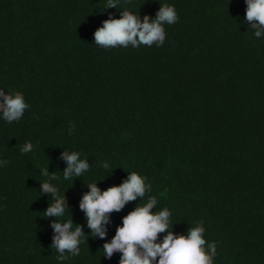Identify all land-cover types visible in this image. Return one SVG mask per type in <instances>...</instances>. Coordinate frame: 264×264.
I'll list each match as a JSON object with an SVG mask.
<instances>
[{
    "label": "trees",
    "instance_id": "1",
    "mask_svg": "<svg viewBox=\"0 0 264 264\" xmlns=\"http://www.w3.org/2000/svg\"><path fill=\"white\" fill-rule=\"evenodd\" d=\"M106 4L0 0V89L30 105L11 124L0 113V264H119L121 253L108 259L103 245L149 196L153 212L171 211L174 234L203 220L214 264H264V36L246 22L245 0ZM165 4L179 20L164 25L162 46L95 44L109 15L154 19ZM26 142L33 150L22 153ZM63 151L79 152L89 170L65 180ZM45 168L65 198L62 217H44L54 202L40 191ZM133 171L151 192L110 213L104 239L92 237L79 207L89 184L104 191ZM71 219L84 242L59 261L50 225Z\"/></svg>",
    "mask_w": 264,
    "mask_h": 264
},
{
    "label": "clouds",
    "instance_id": "2",
    "mask_svg": "<svg viewBox=\"0 0 264 264\" xmlns=\"http://www.w3.org/2000/svg\"><path fill=\"white\" fill-rule=\"evenodd\" d=\"M130 2V0H129ZM247 5L245 19L255 30L256 38L264 36V0H245ZM119 0H107L105 8H117ZM179 16L172 5L160 6L156 17L153 19L147 15L140 19L139 14L127 9L121 11L120 18L109 15L94 32V42L98 46L108 49L130 45L137 48L140 45L151 47L155 44L162 46L166 39L164 25L177 23ZM0 113L2 118L11 124L19 121L26 109L30 107L25 102L20 92L5 93L0 89ZM75 125L69 128L72 134ZM33 150V144L26 142L21 148L22 153ZM61 159L66 161L67 167L63 170L65 180L80 177L90 168L87 159H81L79 152L63 151ZM8 162L0 161V165ZM104 169L109 164H102ZM42 175L48 180L41 183L42 194H50L54 202L49 204L44 211L45 218L62 217L67 209L64 196L59 195V190L50 181L56 180L55 173H49L47 168ZM146 177L133 171L119 186H111L101 191L94 183H90V192L85 194L80 202V209L85 212L87 227L92 237H106V225L109 222V214L113 211H121L129 202L137 198H144L150 193L152 186L146 183ZM158 201L155 196H149L147 203L136 206L122 219V225L118 226L116 233L110 242L103 245L104 256L111 259L114 253H121L119 264H214L217 255V244L209 243L204 238L205 227L203 220L198 221L195 227L188 230L187 235L174 234L171 224V211L165 207L158 212H153ZM55 232L51 247L55 248L59 255L57 260L64 261L71 256L80 254V244L84 242L85 233L83 226L76 225L73 230V221L59 222L55 220L50 225ZM161 233H167L160 239Z\"/></svg>",
    "mask_w": 264,
    "mask_h": 264
}]
</instances>
